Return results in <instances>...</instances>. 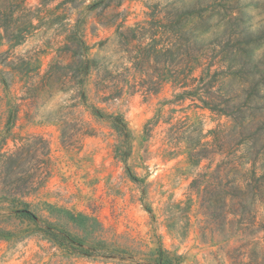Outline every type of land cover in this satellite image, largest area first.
I'll return each mask as SVG.
<instances>
[{"label":"rangeland","instance_id":"1","mask_svg":"<svg viewBox=\"0 0 264 264\" xmlns=\"http://www.w3.org/2000/svg\"><path fill=\"white\" fill-rule=\"evenodd\" d=\"M12 1L6 9L15 10V41L23 40L13 47L0 38V81L10 84H0V264H264V188L254 229L233 224L226 231L219 179L205 177L202 198L192 189L224 157L198 164L188 146L201 140L199 131L210 143L213 131L232 124L189 108V99L175 102L185 89L167 83L177 60L187 59L194 0H102L95 7L101 0ZM219 5L224 19L195 22L204 39L231 25L220 41L232 34L243 42L246 32L257 37L264 29V0ZM230 13L237 19L227 21ZM254 53L264 56V42ZM144 56L148 63L140 62ZM149 75L164 81L158 93L140 90ZM9 101L20 107L8 130ZM110 116L124 120L129 138ZM153 118L158 124L146 128ZM256 167L263 173L264 155Z\"/></svg>","mask_w":264,"mask_h":264},{"label":"trees","instance_id":"2","mask_svg":"<svg viewBox=\"0 0 264 264\" xmlns=\"http://www.w3.org/2000/svg\"><path fill=\"white\" fill-rule=\"evenodd\" d=\"M6 2L7 5L0 6V38L5 37L8 43L15 44L13 47H16L23 39L15 41V36H18L19 32L12 29L11 25L15 10L13 7L11 10L6 9L13 5V1ZM102 3V0L96 1L92 7ZM220 7L219 0L188 2L187 59L177 60L175 67L178 70L172 79L167 80V83L173 84L174 92L185 89L184 92L175 93V102L189 99L192 102L189 108L210 110L228 117L232 122L229 128L220 127L213 131L215 139L210 143L203 141L205 139L203 131L200 132L199 129L190 131L193 134L199 131L201 137L195 145L188 146V155L191 160L201 164L204 160L212 163L217 155L224 157L217 170L204 175L199 174L202 180L194 181L192 189L194 188L202 198L205 192V189H201L202 185L210 186L205 177L219 179L221 203L219 216L222 231H226L228 226L233 224L242 230H253L256 225L255 205L264 188V168H262L263 173L259 174L260 169L256 167L257 160L264 155V56L256 57L254 51L260 42H264V29L257 37L250 31L246 32V40L243 42L233 39L232 34L225 41L219 40L227 32L232 31H229L232 25L204 39L202 32L198 30L199 27L195 26V22L198 20L203 26L217 15L221 17V20L224 19L223 9ZM226 16L225 19L230 22L237 19L233 18L232 13ZM240 16L242 17L241 12ZM2 30L4 35L1 33ZM245 30L248 28L245 27ZM76 44L81 69H85L83 59L86 58L87 47L81 34ZM178 45L176 41L171 49L178 48ZM149 61L148 56L140 60L141 63ZM13 64L14 62H6L4 66L14 70ZM183 64L185 68H182ZM4 74L9 75L8 72H1V75ZM148 78L141 87L132 84L131 92H138L137 89L140 87L144 94L158 93L164 81L155 80L156 78L152 75ZM0 84L7 88L10 86L5 78L0 81ZM8 107L7 129L9 130L18 118L20 106L9 101ZM106 119L115 130L130 137V130L121 117L110 116ZM189 121L190 118H188V131L193 127ZM158 122V118H153L147 123L146 128L155 127ZM241 152L242 154L239 155ZM249 164L251 167H247ZM22 213L29 219L37 220V217L28 210H23ZM230 215L234 216V220H228ZM48 233L55 238H63L50 231Z\"/></svg>","mask_w":264,"mask_h":264}]
</instances>
